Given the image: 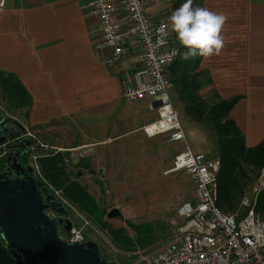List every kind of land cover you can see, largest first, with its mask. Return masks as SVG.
I'll list each match as a JSON object with an SVG mask.
<instances>
[{
	"label": "crops",
	"instance_id": "1",
	"mask_svg": "<svg viewBox=\"0 0 264 264\" xmlns=\"http://www.w3.org/2000/svg\"><path fill=\"white\" fill-rule=\"evenodd\" d=\"M0 1V75L16 80L27 96L23 107L8 106L21 111V128L64 151L97 148L96 156L114 159L129 158L127 149L140 148L147 156L159 143L158 135L147 139L140 131L156 118L152 104L130 105L120 97L122 85L140 67L136 45L131 43L118 64L106 66L100 60L106 51L99 47L97 20L87 17L89 0ZM200 2V7L227 17L220 55L199 59L197 70L209 82L202 91L218 100L236 99L228 118L240 131L243 147H255L264 140V0ZM143 4L154 22L177 9L174 0ZM116 17L121 19L122 13ZM169 30L175 45L178 40ZM142 106L154 113L146 121L140 117ZM185 137L189 147V134Z\"/></svg>",
	"mask_w": 264,
	"mask_h": 264
},
{
	"label": "built area",
	"instance_id": "2",
	"mask_svg": "<svg viewBox=\"0 0 264 264\" xmlns=\"http://www.w3.org/2000/svg\"><path fill=\"white\" fill-rule=\"evenodd\" d=\"M2 4L0 1V8ZM85 7L87 17L97 20L99 47L106 51L100 59L103 65L118 64L129 54L131 43L136 45L135 63L140 67L133 72L132 81L122 85L120 97L130 105L157 102L158 107L152 108L156 118L142 125L140 131L145 138L164 135L168 143L181 144L165 174L186 177L194 193L190 204H181L175 211L181 223L172 231L170 242L151 252L116 249L115 258L108 260L113 264H264V218L256 210V200L264 189V166L254 173L252 186L237 201V211L223 213L215 206L218 158L189 149L168 95L173 85L167 67L176 60L178 52L169 41L170 25L165 27L171 14L154 22L145 14L143 0H89ZM119 12L121 19L116 17ZM26 136L28 152L24 168H28L33 181L52 196L55 192L43 183L37 169L38 160L43 156L36 153L41 149L55 152L60 149L36 143L28 132ZM61 233L62 236L56 238L70 245L84 244L88 240L74 227H70L68 233L61 229Z\"/></svg>",
	"mask_w": 264,
	"mask_h": 264
},
{
	"label": "rangeland",
	"instance_id": "3",
	"mask_svg": "<svg viewBox=\"0 0 264 264\" xmlns=\"http://www.w3.org/2000/svg\"><path fill=\"white\" fill-rule=\"evenodd\" d=\"M184 2L185 0H179L178 7ZM174 44L178 50L177 59H182V46L179 41H174ZM174 93L175 89L173 93H168L169 99H171L173 110L177 113L178 123L181 125L183 132H185V135L183 134L184 139L189 134V149L215 157V138H213V132L209 124L205 119L198 123L189 117L187 118L182 112L181 105L178 103ZM198 96L203 98L206 107L216 102V98L211 97V93L208 90H201ZM3 100L4 97L0 93V117L14 119L19 123L22 120L21 111L17 112L13 108L10 109ZM139 113L140 117L145 121L154 115L149 109L145 111L144 106L139 108ZM23 130L34 136L30 130L26 128ZM139 135L141 134L136 137L138 138ZM34 137L33 140L38 144L51 145L45 140ZM156 140L159 143L155 147L150 148V152H146L147 156L141 154L140 148L135 150L133 148L127 149L126 152L129 154V158L115 157L111 159L103 156L98 157L94 152L97 148L91 150L94 152V155H91L89 148L82 146H79L78 149L73 146L67 151L58 148L60 149L59 152L41 149L36 153L37 156H43L38 160L37 169L39 175L42 177L43 183L49 185L51 190L55 192V194H52L53 199L60 201L62 207L69 212L66 220L68 225L80 230L85 238L93 241L97 250L102 252L109 260L115 258L116 253L114 250L117 249L113 246L112 238L107 233L109 229L121 228L125 230L126 236L135 238L126 224L138 226L141 223H148L153 229L151 233L152 243L149 247L136 249L151 252L153 249L170 242L172 231L181 223L175 217V211L179 205L190 204L194 198L192 186L186 177L181 174H165V171L169 168L171 158L175 155L176 150L181 147V144L179 142L168 143L164 135L157 136ZM75 144L78 147V144ZM13 151L14 149L11 145L0 144V169L3 167L2 163L5 155L12 154ZM55 155L60 158L57 159V163L53 167L59 171L58 173L55 170L57 174L52 173L50 165L42 162L44 158L51 159ZM20 162L26 165L27 159H22ZM241 167L243 170L242 175L246 177L244 180L239 177L240 182L244 183V186L241 187V196H244L253 184L254 177L252 176L257 169L247 165H241ZM98 169L102 170L100 176L96 174ZM89 171L94 172L95 175H90ZM76 187L83 189V192L91 197L96 206L104 212V216L97 225L82 216L68 203V199L75 192L74 188ZM239 199L237 198L235 203ZM110 209L118 210L120 215L110 220L105 219V215L109 213ZM221 211L229 213L224 209H221ZM235 211H237V206L233 212ZM45 213L49 217L50 214L48 212ZM262 217L264 218V214H262ZM84 221L86 225H84ZM59 229L56 236L58 235L60 238L62 233L61 228ZM114 260L117 262V258Z\"/></svg>",
	"mask_w": 264,
	"mask_h": 264
},
{
	"label": "trees",
	"instance_id": "4",
	"mask_svg": "<svg viewBox=\"0 0 264 264\" xmlns=\"http://www.w3.org/2000/svg\"><path fill=\"white\" fill-rule=\"evenodd\" d=\"M200 1L193 0V7H200ZM178 2L179 0H174V8H178ZM181 51L183 54L187 49L181 47ZM199 59V56L187 60L176 58L172 65L167 67V71L171 85L175 89L174 94L185 116L198 123L205 119L213 132L214 149L220 165L215 178L217 192L215 206L220 210L224 209L232 213L237 206L235 200L241 197V187L244 186L239 177L243 180L246 179L242 175L241 165L254 167L257 170L264 166V140L255 147H243L244 140L240 131L228 118L229 109L234 105L236 99H229V101L216 99L215 104L206 107L203 98L198 96V93L208 86L209 82L206 73L197 70ZM200 77L202 78L199 81ZM0 89L5 94V102L9 107H23L24 104H27V96L20 90L18 83L13 78L0 75ZM57 159L60 158L55 155L51 159L44 158L42 162L50 165L52 173H56L57 170L53 167L57 163ZM20 160L22 159H19V162ZM57 172L59 173V171ZM74 190L75 192L68 199V203L82 216L97 225L104 216V212L96 206L91 197L83 192V189L76 187ZM256 204V210L262 216L264 214V189L256 200ZM126 226L135 238L126 236L125 230L121 228L109 229L107 233L112 238L113 246L125 252L134 248L143 249L150 246L153 229L148 223H141L138 226L126 224ZM0 264H18L2 242H0Z\"/></svg>",
	"mask_w": 264,
	"mask_h": 264
},
{
	"label": "water",
	"instance_id": "5",
	"mask_svg": "<svg viewBox=\"0 0 264 264\" xmlns=\"http://www.w3.org/2000/svg\"><path fill=\"white\" fill-rule=\"evenodd\" d=\"M156 107L157 102L152 103V108ZM16 138H20L21 149L6 154L0 169V242L18 264H113L91 240L70 245L56 238L58 228L66 233L70 230L66 221L69 212L40 188L19 162L18 158H25L28 152V137L21 124L0 117V144ZM89 174L95 175L92 171ZM96 174L100 176L102 170ZM119 215L118 210L110 209L105 219Z\"/></svg>",
	"mask_w": 264,
	"mask_h": 264
},
{
	"label": "clouds",
	"instance_id": "6",
	"mask_svg": "<svg viewBox=\"0 0 264 264\" xmlns=\"http://www.w3.org/2000/svg\"><path fill=\"white\" fill-rule=\"evenodd\" d=\"M227 17L223 13L203 7H193V0H185L168 17V27L175 33L180 45L187 49L182 58L205 59L219 56L224 48L223 27Z\"/></svg>",
	"mask_w": 264,
	"mask_h": 264
},
{
	"label": "flooded vegetation",
	"instance_id": "7",
	"mask_svg": "<svg viewBox=\"0 0 264 264\" xmlns=\"http://www.w3.org/2000/svg\"><path fill=\"white\" fill-rule=\"evenodd\" d=\"M3 143L11 145L14 149V151H19L21 149V147L18 145L19 142L18 141H12V142H8V141H4ZM12 149V148H11ZM18 159H22V157L18 158ZM21 161V160H20Z\"/></svg>",
	"mask_w": 264,
	"mask_h": 264
}]
</instances>
